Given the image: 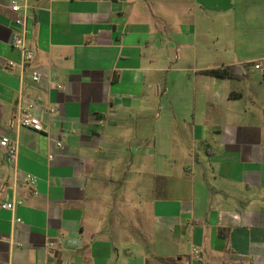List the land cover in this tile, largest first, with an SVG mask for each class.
<instances>
[{
    "label": "crops",
    "instance_id": "1",
    "mask_svg": "<svg viewBox=\"0 0 264 264\" xmlns=\"http://www.w3.org/2000/svg\"><path fill=\"white\" fill-rule=\"evenodd\" d=\"M10 1L0 264H264V0H28L23 75Z\"/></svg>",
    "mask_w": 264,
    "mask_h": 264
},
{
    "label": "built area",
    "instance_id": "2",
    "mask_svg": "<svg viewBox=\"0 0 264 264\" xmlns=\"http://www.w3.org/2000/svg\"><path fill=\"white\" fill-rule=\"evenodd\" d=\"M24 3L20 4L19 0H11L10 1V8L13 13L17 15L16 24L18 25L20 32L16 33L12 39V47L20 52L21 54V61L19 64H15L10 62L8 64L9 68H19L21 74L23 75L24 70L28 66V63L34 58V52L29 48L27 42V18L28 13L30 10V6L28 0H23ZM256 69H259L260 66H255ZM40 76L38 72H33L32 80L34 82H38ZM55 109H51V112H55ZM17 123L19 127L31 129L34 132L41 133L44 131V123L39 116L27 114V115H20L17 119ZM1 144L3 146L8 147L10 157L13 161H16L19 152V143L16 140H12L8 137H4L1 139ZM52 159V157H50ZM21 177L25 182H27L33 189L36 187L38 179L37 177L30 175V174H23L19 171L16 172V178ZM34 194L37 195V191H34ZM22 202L18 200H13L11 202L2 203V208L8 211H11L15 214L16 209ZM15 223H21V219L16 218L14 219ZM194 254L196 256L200 255L199 250H195Z\"/></svg>",
    "mask_w": 264,
    "mask_h": 264
},
{
    "label": "trees",
    "instance_id": "3",
    "mask_svg": "<svg viewBox=\"0 0 264 264\" xmlns=\"http://www.w3.org/2000/svg\"><path fill=\"white\" fill-rule=\"evenodd\" d=\"M238 68L237 67H225V68H218V69H213L209 71H204V74L210 75L215 78H221V79H238L242 78L244 75L243 74H238ZM241 95L238 93H231L230 98L232 99H237Z\"/></svg>",
    "mask_w": 264,
    "mask_h": 264
},
{
    "label": "rangeland",
    "instance_id": "4",
    "mask_svg": "<svg viewBox=\"0 0 264 264\" xmlns=\"http://www.w3.org/2000/svg\"><path fill=\"white\" fill-rule=\"evenodd\" d=\"M185 75H192L193 77H195V73L194 72H190V73H184ZM173 75H178L177 77H180V74H173ZM182 75V74H181Z\"/></svg>",
    "mask_w": 264,
    "mask_h": 264
}]
</instances>
